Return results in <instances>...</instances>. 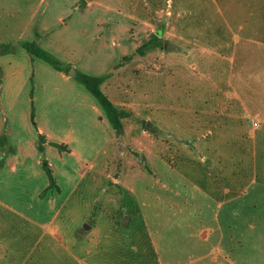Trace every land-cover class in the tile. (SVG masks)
Returning a JSON list of instances; mask_svg holds the SVG:
<instances>
[{"label": "rangeland", "instance_id": "374dc122", "mask_svg": "<svg viewBox=\"0 0 264 264\" xmlns=\"http://www.w3.org/2000/svg\"><path fill=\"white\" fill-rule=\"evenodd\" d=\"M0 203L64 240L46 263L138 213L168 261L264 264V0H0Z\"/></svg>", "mask_w": 264, "mask_h": 264}, {"label": "crops", "instance_id": "0c3cea01", "mask_svg": "<svg viewBox=\"0 0 264 264\" xmlns=\"http://www.w3.org/2000/svg\"><path fill=\"white\" fill-rule=\"evenodd\" d=\"M107 204H113V200H109ZM0 205L6 204L0 203ZM30 208L33 209L32 205ZM97 215L93 216L95 222L102 220ZM100 215L106 216L112 232L120 230L117 219L103 212ZM121 227L124 232L120 234L122 236H115L116 249L112 245L110 250L102 246L95 249V242L92 246L88 243L85 245L78 243L76 246L77 248L80 246L83 255L46 263L40 261L39 254L49 251V247L53 244H63L64 240L49 231V223H44L43 215L14 209L7 215L0 214V264H194L193 259L190 262L168 261L167 251L159 249L141 214H126L122 219ZM161 240H166L169 248L175 249L174 254L179 250H185V252L190 251V256H193L194 248L180 247L177 241L168 238L164 232L160 236ZM223 241L224 239H219V246ZM214 250V254L219 253V249ZM207 258V255H203L197 259V262L206 264L203 261L206 262ZM222 259H225L227 264H235L233 261H227L225 254H222ZM212 264L224 263L214 257Z\"/></svg>", "mask_w": 264, "mask_h": 264}, {"label": "trees", "instance_id": "16d2710c", "mask_svg": "<svg viewBox=\"0 0 264 264\" xmlns=\"http://www.w3.org/2000/svg\"><path fill=\"white\" fill-rule=\"evenodd\" d=\"M150 43V42H148ZM142 45L137 51L141 52L144 50V48L148 47L149 44ZM24 49H26L31 55L38 57L40 59L46 60L49 63H51L56 69L60 70L59 63L47 52L39 48L35 43H25L23 44ZM107 77L102 78H96V77H90V76H81V81L87 86V88L91 91V93L97 97L103 107L107 110L110 117H112L114 125L118 129H122V124L120 121V118L118 117L117 110L115 106L112 104V102L103 94V92L100 90V85L105 81ZM42 149V147H40ZM50 181L49 188L56 187L54 178L51 174V171L49 168L46 169Z\"/></svg>", "mask_w": 264, "mask_h": 264}]
</instances>
